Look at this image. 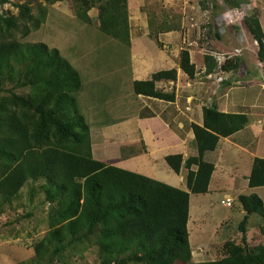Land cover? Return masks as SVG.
<instances>
[{
    "label": "trees",
    "instance_id": "trees-1",
    "mask_svg": "<svg viewBox=\"0 0 264 264\" xmlns=\"http://www.w3.org/2000/svg\"><path fill=\"white\" fill-rule=\"evenodd\" d=\"M55 1L58 0H51ZM78 1H83L85 10L90 1H99L102 30L130 46L126 18L123 21L119 14L120 0ZM222 1L231 7H241L248 2ZM124 3V11L128 13L127 0ZM213 8L220 9L217 0H214ZM32 10L30 5L24 4L18 15H0V74L6 68L10 73L16 66L25 69L23 75L17 71L18 84L22 87L36 85L40 93L32 96L33 102L24 96L17 99L24 106H34L42 119V122L34 123L17 112L2 117L0 206L10 201L29 180L44 178L47 182L46 200L55 206L52 219L62 225L50 231L38 246L39 255L44 256L49 250L53 254L63 252L73 242H82L96 235L99 253L108 260L105 262H129L132 253L139 250L143 264H192L188 227L191 193L209 192L215 164L207 161L205 155L218 147L221 137L238 132L240 125L232 114L218 110L214 102L204 107L203 125H192L198 155L187 159L183 154L166 157L175 172L179 173L182 167L189 170L187 184L190 192L95 159L91 127L77 100L82 87L78 71L57 48H50L44 42L12 39L14 31L28 28V24L35 29L40 27L41 19ZM41 13L45 16L46 10L42 9ZM245 23L258 43L259 59L264 62V31L260 18L253 14L245 17ZM216 37L221 40L218 32ZM205 61L208 74L218 68L214 56L206 55ZM242 63L237 57L227 58L220 67L226 72H236ZM179 65L189 77L196 76V65L191 61L188 49L182 50ZM177 77L176 68L157 71L147 80L134 81V92L172 101L175 94L158 90L156 83L177 80ZM68 111L72 115L65 117ZM48 124L54 126L60 146L49 145ZM68 140L73 144L64 147L63 142ZM194 165L197 170L192 169ZM249 185L264 186V157L254 160ZM239 199L246 211L239 224L243 232L242 242L231 247L230 254L215 264H264V246L259 249L247 246L251 214L257 213L263 218L259 228L264 233V201L256 193L241 195Z\"/></svg>",
    "mask_w": 264,
    "mask_h": 264
},
{
    "label": "rangeland",
    "instance_id": "rangeland-1",
    "mask_svg": "<svg viewBox=\"0 0 264 264\" xmlns=\"http://www.w3.org/2000/svg\"><path fill=\"white\" fill-rule=\"evenodd\" d=\"M156 1L146 0L143 12L148 11L149 13V28L152 32L149 36L152 38L151 40L162 47L158 38L160 31L164 28H181L182 23L180 14L173 10H165L162 20L161 16L159 17L161 6ZM194 1L197 2V0ZM198 1L203 9L208 8L212 11L210 24L206 26L205 35H201L200 38V46H203L204 39H209V44L205 46L207 49L209 48L208 52L212 53L218 62L219 68L214 71L212 77L215 82H209L211 87L214 86L216 89L219 84L223 83L228 74L220 66L231 53V55L237 54V48L243 49L241 52L243 55L239 56L240 59L245 61L249 70H254L251 73H245V75H242V70H240L241 82L236 84L242 88L235 89L236 95L247 92L246 84H252L258 80L262 81L264 86V63L258 62L259 68H257L255 64L247 60L252 58V49L256 42L245 23V17L253 14L264 19V0H246L248 2L238 9H229L222 0H217L218 5L224 7V9L220 8L219 10L213 9L214 0ZM98 3L99 1L96 3L90 1L88 3L90 6L85 10L83 1L78 0H58L55 2H51V0H0V15H18L20 6L28 4L33 9L32 13L41 19L38 29L28 24V28L23 27V29L14 31L12 39L29 43L44 42L50 48H57L61 55L78 71L83 85L77 93V100L79 99L78 104L82 113L87 117L85 120L90 127L97 122L95 118L98 108L93 110L91 107L93 82L96 77L111 76L107 77L108 82L105 80L103 90L108 91L109 89L115 97L126 96L131 99L132 93L135 94L129 74L132 42L135 53L141 55L150 50V54L154 57L157 56L156 45L146 35L147 31L141 28L138 22L140 0H132V10H134L132 23L129 21V14L126 10L124 11V0L118 2L121 19L125 21L124 18H126L128 24L130 40L132 41L130 46L102 30ZM42 9L46 10L45 16L41 13ZM79 11H82L81 15ZM216 32L221 35V40L217 39ZM238 36L242 40H239ZM182 47L186 49L187 45L182 44ZM195 57L196 62L200 65L199 56L195 55ZM5 70L3 74H0V130L2 117L11 112H17L21 116L26 115L28 120L34 123L42 122L41 116L34 110V106H24L17 99L19 96H24L33 102L32 96L39 94L40 88L36 85L22 87L18 84L19 74L17 71H21L23 75L25 69L16 66L13 73H10L7 68ZM237 74L238 71L229 75L237 77ZM229 79L232 78L229 77ZM71 115L72 113L68 111L65 117ZM238 116L241 119L239 117L237 119L241 124L244 123L243 127H245V124L248 123L246 119L248 115H245L246 117L244 115ZM47 129L50 137L49 145L60 146L61 142L55 135L54 126L48 124ZM63 143L66 147L67 144H73V141L68 140ZM209 155L212 157L214 154ZM243 166L241 163L239 167L244 170ZM249 168L252 169L251 166ZM234 174L232 178H238L237 181H240L239 183L243 184L246 190H249L245 179L239 178L243 176L244 172L235 171ZM237 181H231V185L226 187V191L229 192L233 200L232 207L221 203L225 199L226 193L224 191L212 194L214 195L212 198L192 194L195 203L192 205L191 218L188 223L190 241L194 251L192 264H215L217 260L230 254L231 247L241 244L243 232L239 224L246 211L239 198L241 195L249 194H246L245 191L241 194L236 192L234 186L238 184ZM46 186L47 182L44 178L31 179L10 201L0 206V264H143L139 250L132 253L129 262L119 261L118 263L115 260H113L114 262H105L108 260L99 253L96 235L82 242H73L63 252L53 254L49 250L44 256L39 255L38 246L44 242L50 231L62 225L61 222L52 219L55 206L46 200L44 192ZM254 192L259 197L264 196V187L256 189ZM262 198L264 201V197ZM261 219L263 218L257 213L251 214L249 217L247 246L251 249H259L264 246V233L260 232L259 228Z\"/></svg>",
    "mask_w": 264,
    "mask_h": 264
},
{
    "label": "crops",
    "instance_id": "crops-1",
    "mask_svg": "<svg viewBox=\"0 0 264 264\" xmlns=\"http://www.w3.org/2000/svg\"><path fill=\"white\" fill-rule=\"evenodd\" d=\"M156 3L161 6L159 17L161 16L162 20L165 10H173L180 14L182 25L181 28H164L160 31L158 38L162 47L156 45L149 36L151 33L149 13L148 11L143 12L146 0H140L138 22L141 28L147 31L146 35L156 45L157 56L154 57L150 54V50L141 55L135 53L131 41L132 53L129 73L132 81L131 86L136 80L149 79L157 71L176 68L178 70L177 80H161L156 83L158 90L173 93L175 98L168 101L134 94L132 91L131 99L126 96L115 97L109 89L108 91L103 90L105 80L108 82L107 77L111 76L96 77L93 82L94 89L91 102L93 110L98 108L95 118L97 122L91 125L94 158L108 165L140 173L190 192L187 184L189 170L182 167L179 173L175 172L166 161V157L170 154H183L184 158L187 159L198 155V149L195 145L196 135L192 125L202 126L204 107L215 102L218 110L233 115L235 121L240 125V130L229 137H221L218 147L214 151L206 153L205 159L215 164V170L209 192L195 195L212 198L214 196L212 194L224 191L226 193L225 198H232L226 191V187L231 185V181L239 180L232 178L235 171L244 172L243 176L245 177H237L245 179L247 188L250 190H246L245 186L237 181L238 184L234 186L236 192L241 194L245 191L249 195L256 193L254 192L256 189L264 186L250 187L249 175L252 169L249 167H252L255 158L264 157V86L262 81L258 80L252 84H246L245 87L248 91L236 95L235 89L241 87L236 84L241 82L240 70H242V75L254 70H249L241 58L243 63L238 70L237 77L229 75L234 71H224L228 75L223 83L219 84L216 89L214 86L211 87L209 82L213 81L214 72L209 74L206 72L205 57L206 55H214L209 53V48L207 49L205 46L209 44V39H204L203 46H200V38L201 35H205L206 26L210 24L212 11L208 8L203 9L198 0L196 3L194 0H157ZM127 5L129 21L132 23L134 14L132 0H127ZM219 6L224 9L223 6ZM227 8L238 9L239 7L227 6ZM259 18L264 31V19L261 16ZM148 37L147 39H149ZM238 39L242 40L239 36ZM255 42L252 58L247 60L259 68L257 63L262 61L259 59L258 43L256 40ZM182 44L187 45L186 49L190 52L191 61L196 65L197 74L194 78L189 77L180 68L181 52L185 49ZM236 50L237 54L231 55V53L228 58L237 57L240 59L239 56L243 55L241 53L243 49L237 48ZM195 55L199 56L200 65L196 62ZM238 115H244V117L248 115L246 118L248 123L245 124V127H243L244 123L241 124L237 119ZM239 118L241 119V117ZM209 154L214 155L210 157ZM241 163L242 166H248V168L243 166L245 171L239 167ZM197 168L195 165L192 167L193 170H197ZM192 194L190 218L192 205L195 203ZM262 197L264 196L261 195Z\"/></svg>",
    "mask_w": 264,
    "mask_h": 264
},
{
    "label": "built area",
    "instance_id": "built-area-1",
    "mask_svg": "<svg viewBox=\"0 0 264 264\" xmlns=\"http://www.w3.org/2000/svg\"><path fill=\"white\" fill-rule=\"evenodd\" d=\"M229 15L231 16L230 13H229ZM221 203L224 204L225 206H228V207H232L233 206V200L230 197H227V198L223 199L221 201Z\"/></svg>",
    "mask_w": 264,
    "mask_h": 264
}]
</instances>
